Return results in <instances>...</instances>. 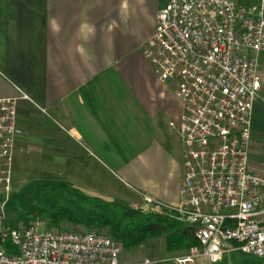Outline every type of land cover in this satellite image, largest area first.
Wrapping results in <instances>:
<instances>
[{
    "label": "crops",
    "instance_id": "crops-1",
    "mask_svg": "<svg viewBox=\"0 0 264 264\" xmlns=\"http://www.w3.org/2000/svg\"><path fill=\"white\" fill-rule=\"evenodd\" d=\"M241 1L264 5V0ZM164 3L0 0V97L21 89L33 101L16 107L14 189L59 181L140 209L146 197L178 204L182 145L169 122L178 123L182 103L141 50ZM258 60L254 150L264 142V53ZM141 246L148 249L142 261L123 254ZM160 248L171 257L188 251L169 250L167 237L159 235L123 248L120 258L159 264ZM192 264L205 263L197 258Z\"/></svg>",
    "mask_w": 264,
    "mask_h": 264
},
{
    "label": "built area",
    "instance_id": "built-area-1",
    "mask_svg": "<svg viewBox=\"0 0 264 264\" xmlns=\"http://www.w3.org/2000/svg\"><path fill=\"white\" fill-rule=\"evenodd\" d=\"M141 50L182 103L178 123L169 122L179 134L183 167L180 199L172 207L187 216L198 242L173 264L199 257L217 263L234 252L264 264V173L250 166L264 5L165 0ZM19 101L33 102L21 89L0 97V264H129L109 233L47 227L37 216L21 225L7 221Z\"/></svg>",
    "mask_w": 264,
    "mask_h": 264
},
{
    "label": "trees",
    "instance_id": "trees-1",
    "mask_svg": "<svg viewBox=\"0 0 264 264\" xmlns=\"http://www.w3.org/2000/svg\"><path fill=\"white\" fill-rule=\"evenodd\" d=\"M11 225L26 223L39 217L45 226H82L86 230L109 234L122 243L124 249L138 246L153 236L165 235L167 248L178 250L197 244L194 227L187 216L172 206L156 204L143 209L127 203L90 195L83 190L59 181L29 183L13 191L5 204ZM239 264H257L250 257Z\"/></svg>",
    "mask_w": 264,
    "mask_h": 264
},
{
    "label": "rangeland",
    "instance_id": "rangeland-1",
    "mask_svg": "<svg viewBox=\"0 0 264 264\" xmlns=\"http://www.w3.org/2000/svg\"><path fill=\"white\" fill-rule=\"evenodd\" d=\"M261 145L260 147L254 149H251L250 147V166L253 170L257 171V172H261L264 173V142L260 141ZM13 191H18L16 188H13ZM152 206L155 205V203H147V206ZM6 214V218L8 219V215L5 211ZM44 222V221H43ZM21 225L24 224V222H18L15 223V225ZM55 228V227H54ZM59 229H63V230H80V231H90V230H86L84 227L82 226H72L71 224H65L62 225L61 228ZM93 232H96L93 230ZM100 232L102 233H109V231L107 229H103ZM98 232V233H100ZM147 250L144 246H141V248H134L128 252L123 251V254L126 253L127 256H129L130 258L133 259V261H142L144 260V258H147L146 256H148L147 254ZM173 254V253H172ZM172 254H166L164 252V250H162L160 248L159 250V254H158V258L157 261H159V264H172V258L171 256H173ZM175 255V254H174ZM246 257L245 255H243L241 252H236L230 255H226L224 259H222L220 262L217 263H211L208 261V259L204 258V257H200L198 258V261H201L202 263L205 264H239L242 260V258ZM162 259V260H161Z\"/></svg>",
    "mask_w": 264,
    "mask_h": 264
}]
</instances>
